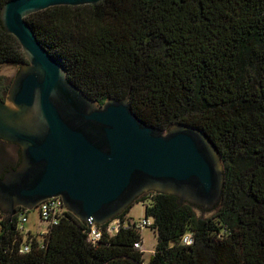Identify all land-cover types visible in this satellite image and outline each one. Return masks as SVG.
I'll return each mask as SVG.
<instances>
[{"label": "trees", "instance_id": "trees-1", "mask_svg": "<svg viewBox=\"0 0 264 264\" xmlns=\"http://www.w3.org/2000/svg\"><path fill=\"white\" fill-rule=\"evenodd\" d=\"M27 21L96 103L126 97L147 124L202 130L224 182L207 218L168 193L136 199L150 201L143 214L156 243L147 260L133 245L137 228L120 226L91 245L87 224L66 210L40 238L28 233L29 251L21 252L23 207L0 212V264H264V0H101L49 6ZM26 61L0 21V64ZM130 206L116 217L131 219Z\"/></svg>", "mask_w": 264, "mask_h": 264}, {"label": "water", "instance_id": "water-1", "mask_svg": "<svg viewBox=\"0 0 264 264\" xmlns=\"http://www.w3.org/2000/svg\"><path fill=\"white\" fill-rule=\"evenodd\" d=\"M100 1L9 0L1 6V25L27 61L0 97V139L16 143L21 154L17 167L0 178V212L11 216L18 206L30 210L59 196L88 227L109 222L148 191L214 208L223 164L205 133L179 122L166 130L147 124L126 97L96 103L71 83L27 21L49 6Z\"/></svg>", "mask_w": 264, "mask_h": 264}, {"label": "built area", "instance_id": "built-area-1", "mask_svg": "<svg viewBox=\"0 0 264 264\" xmlns=\"http://www.w3.org/2000/svg\"><path fill=\"white\" fill-rule=\"evenodd\" d=\"M36 208L38 209V214H39L40 219L46 225V229L41 232L43 234H46L51 226L56 225L60 221V218L63 216V212L66 209L62 199L59 196H53V197L40 201ZM26 210L27 209L23 207V211L17 212L19 221L16 225H17L18 230H20L23 233H24L23 224L28 220V215H27L28 211ZM120 226H123V227L132 226L134 228H137L141 235L143 228H146V227L150 228L152 226V218L143 216V218L140 220L139 219L136 220L133 218L123 220L120 217H115L109 222H105L100 225L88 226L87 227V240L91 245H94L100 241L103 234L106 233L107 236H112L115 232L118 231ZM28 233L30 232L28 231L24 233L26 240H24V243L21 246V249H20L21 252L29 251L30 246H29L28 237H27ZM140 237H141L140 240H136V242L133 243V245L136 249L144 253L145 250L142 247V243H143L142 235ZM182 242L185 245H189L193 242V239L189 233L187 234L185 233L182 238Z\"/></svg>", "mask_w": 264, "mask_h": 264}, {"label": "rangeland", "instance_id": "rangeland-1", "mask_svg": "<svg viewBox=\"0 0 264 264\" xmlns=\"http://www.w3.org/2000/svg\"><path fill=\"white\" fill-rule=\"evenodd\" d=\"M19 69V65L16 64H0V78L2 79L1 81L5 85H10L11 80L13 79L14 75L17 73ZM7 88L3 91V97L6 96L7 94ZM148 192H145L143 195H146ZM142 196V195H141ZM149 199L146 200H136L132 203L130 206L129 210L126 212L127 217H131L136 220H140L144 216V211H145V205L149 203ZM193 209L195 211L196 216L202 217V218H207L209 217L212 213L215 212V209H202L200 207H195L193 206ZM28 220L23 224V231L24 233L30 232L31 234L37 236L38 238L41 237V232L46 229L45 223L40 219L39 214H38V209L33 208L28 210ZM142 238H143V243L142 247L145 250L144 251V260H147L150 254L154 250V244L156 243V238L154 235V232L151 228L146 227L142 229Z\"/></svg>", "mask_w": 264, "mask_h": 264}, {"label": "flooded vegetation", "instance_id": "flooded-vegetation-1", "mask_svg": "<svg viewBox=\"0 0 264 264\" xmlns=\"http://www.w3.org/2000/svg\"><path fill=\"white\" fill-rule=\"evenodd\" d=\"M3 91V89H0V97L2 99H4ZM20 160L21 154L19 146L14 142L0 139V178H2L10 168H16Z\"/></svg>", "mask_w": 264, "mask_h": 264}]
</instances>
